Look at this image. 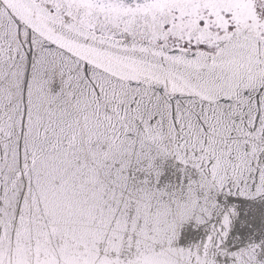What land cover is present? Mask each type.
Listing matches in <instances>:
<instances>
[{
	"label": "snow or ice",
	"instance_id": "snow-or-ice-1",
	"mask_svg": "<svg viewBox=\"0 0 264 264\" xmlns=\"http://www.w3.org/2000/svg\"><path fill=\"white\" fill-rule=\"evenodd\" d=\"M0 264H264V0H0Z\"/></svg>",
	"mask_w": 264,
	"mask_h": 264
}]
</instances>
